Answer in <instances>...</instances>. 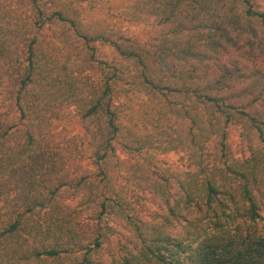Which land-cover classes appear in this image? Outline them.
<instances>
[{
	"label": "trees",
	"instance_id": "trees-1",
	"mask_svg": "<svg viewBox=\"0 0 264 264\" xmlns=\"http://www.w3.org/2000/svg\"><path fill=\"white\" fill-rule=\"evenodd\" d=\"M115 1L0 0V264H264V0Z\"/></svg>",
	"mask_w": 264,
	"mask_h": 264
},
{
	"label": "rangeland",
	"instance_id": "rangeland-1",
	"mask_svg": "<svg viewBox=\"0 0 264 264\" xmlns=\"http://www.w3.org/2000/svg\"><path fill=\"white\" fill-rule=\"evenodd\" d=\"M115 2H118L117 0ZM137 33L141 34L142 36L145 34L143 33V31L140 28H136ZM227 49H232V44H227L225 46ZM232 47V48H231ZM236 54V55H240V53L238 52H229L228 54H226V57H229L230 54ZM69 122H65L63 121L62 123H60V126H66V129L69 131V133H83L84 129L82 128L80 122L78 119H71V120H66ZM165 158L168 159L169 161L172 162H178V160L180 159V154L179 153H169L165 155Z\"/></svg>",
	"mask_w": 264,
	"mask_h": 264
}]
</instances>
